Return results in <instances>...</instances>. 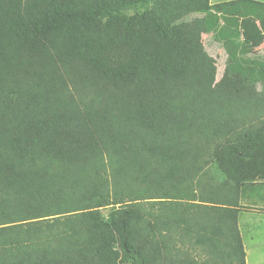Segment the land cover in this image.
I'll return each instance as SVG.
<instances>
[{"label":"trees","instance_id":"16d2710c","mask_svg":"<svg viewBox=\"0 0 264 264\" xmlns=\"http://www.w3.org/2000/svg\"><path fill=\"white\" fill-rule=\"evenodd\" d=\"M247 210L263 1L0 0V264H247Z\"/></svg>","mask_w":264,"mask_h":264},{"label":"rangeland","instance_id":"374dc122","mask_svg":"<svg viewBox=\"0 0 264 264\" xmlns=\"http://www.w3.org/2000/svg\"><path fill=\"white\" fill-rule=\"evenodd\" d=\"M213 1L222 2L227 0ZM209 39V36H204V40L207 42L208 50L213 56L217 57V65L210 69V71L203 77V80H215L218 78L225 66V60L227 57L222 47L211 42ZM233 82L237 85V76H234ZM106 211L107 209H104V212ZM249 212L250 211L248 210L246 212H241L239 216V224L241 226L240 230L246 248V253L248 252L246 260H248V264H264V215L257 218L256 214H249Z\"/></svg>","mask_w":264,"mask_h":264},{"label":"crops","instance_id":"0c3cea01","mask_svg":"<svg viewBox=\"0 0 264 264\" xmlns=\"http://www.w3.org/2000/svg\"><path fill=\"white\" fill-rule=\"evenodd\" d=\"M260 1H262V0H260ZM211 2H214V1L211 0ZM217 2H220V1H217ZM217 2H214V3H217ZM263 2H264V1H263ZM249 214H256L257 218H259L260 216L264 215V212L262 211V212L256 213V212H254V211H250ZM240 228H241V226H240ZM244 246H245V245H244ZM245 250H246V248H245ZM247 253H248V252H247ZM247 253H246V256H248ZM247 261H248V260H246V262H247ZM247 264H248V262H247Z\"/></svg>","mask_w":264,"mask_h":264}]
</instances>
